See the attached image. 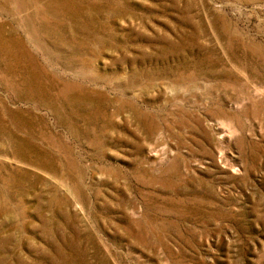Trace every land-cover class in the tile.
Masks as SVG:
<instances>
[{
  "label": "rangeland",
  "instance_id": "374dc122",
  "mask_svg": "<svg viewBox=\"0 0 264 264\" xmlns=\"http://www.w3.org/2000/svg\"><path fill=\"white\" fill-rule=\"evenodd\" d=\"M0 264H264V0H0Z\"/></svg>",
  "mask_w": 264,
  "mask_h": 264
}]
</instances>
